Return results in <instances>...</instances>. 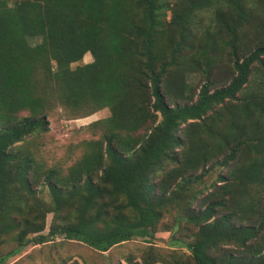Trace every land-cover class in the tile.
I'll return each instance as SVG.
<instances>
[{
	"label": "trees",
	"instance_id": "1",
	"mask_svg": "<svg viewBox=\"0 0 264 264\" xmlns=\"http://www.w3.org/2000/svg\"><path fill=\"white\" fill-rule=\"evenodd\" d=\"M217 1L0 0V244L16 243L0 264L58 236L101 253L150 243L170 203L196 228L194 241H173L193 264H264V0H223L218 26L195 41L193 14ZM87 53L92 62L73 68ZM193 70L204 81L194 101ZM55 107L111 112L66 173L25 146ZM214 167L226 171L190 209L188 187ZM37 188L52 203L46 234L45 211L28 207ZM220 245L240 250L218 260Z\"/></svg>",
	"mask_w": 264,
	"mask_h": 264
},
{
	"label": "rangeland",
	"instance_id": "2",
	"mask_svg": "<svg viewBox=\"0 0 264 264\" xmlns=\"http://www.w3.org/2000/svg\"><path fill=\"white\" fill-rule=\"evenodd\" d=\"M178 2L179 0H169L171 7H175ZM172 9L166 12L165 20L167 22L172 20ZM224 10V1L218 0L209 9L196 11L193 14L192 28L196 32L195 41L200 38L204 30H211L218 26L215 18L216 12H224ZM39 42V39H35L30 43L37 44ZM246 44L247 47H251L250 40ZM187 57L190 58L188 54ZM91 62L92 57L87 53L82 61L72 65V67ZM228 68L229 66L227 67L222 60L217 62L214 69V79L218 82V86L226 80ZM184 80L187 85L186 94L192 97L193 101L196 100L199 89L204 83L202 73L195 70L187 72ZM110 115L111 112L108 108L84 116L82 112H68L61 107H55L48 114L49 127L47 132L27 138L25 146L32 152L36 163L43 168L58 167L66 173L69 167L74 165L85 152L83 142L102 139L103 133L107 130L105 121ZM144 132L145 130L141 129L138 134L142 135ZM225 171V169L214 167L200 181H195L188 187L191 193H197L196 200L189 205L190 209L197 211V203L214 190L218 176L224 174ZM38 204L46 213V228L43 232L46 234L53 216L51 198L43 188L42 190L36 189V194L31 196L28 207H32L33 211L37 212ZM223 211L222 209L219 210L216 218ZM180 213L176 204L170 203L150 243H147V240L142 237H134L128 242L121 243L109 251L101 253L82 242L65 240L58 236L44 244L27 245L18 255L9 257L4 264H131L129 263L130 260L138 263L173 264L176 259L193 264L188 251L173 244L174 239H181L185 242H192L195 239L196 228L188 225L182 219L183 214ZM15 247L16 243L13 237L8 238L5 243L0 244V257ZM239 250L236 245H220L211 253L213 257L219 260L224 252L237 254Z\"/></svg>",
	"mask_w": 264,
	"mask_h": 264
}]
</instances>
